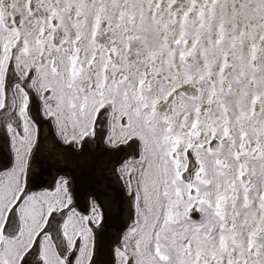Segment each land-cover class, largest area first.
Returning <instances> with one entry per match:
<instances>
[{
  "label": "snow or ice",
  "instance_id": "snow-or-ice-1",
  "mask_svg": "<svg viewBox=\"0 0 264 264\" xmlns=\"http://www.w3.org/2000/svg\"><path fill=\"white\" fill-rule=\"evenodd\" d=\"M0 152V264H264V0H0Z\"/></svg>",
  "mask_w": 264,
  "mask_h": 264
},
{
  "label": "bare ground",
  "instance_id": "bare-ground-1",
  "mask_svg": "<svg viewBox=\"0 0 264 264\" xmlns=\"http://www.w3.org/2000/svg\"><path fill=\"white\" fill-rule=\"evenodd\" d=\"M90 150H92V149H90ZM5 154H6L5 152H0V158H2ZM113 161H115V159L113 157H110V158H105L104 156L102 158L99 157V159H98L99 168H102L103 170L101 172L98 168V170L95 174V180L101 184H109L110 188L112 189V194L114 196H117V188L116 187L121 188V186L119 183H117L115 181L113 174L110 173L111 169L115 166V162H113ZM104 164H106L107 166L104 167ZM109 164H110V167L108 170H106V168L109 166ZM46 166H48V165L46 164ZM47 172H48V176L42 175V177L47 178V180L49 178L51 179L52 177H55L57 175V169L55 171H52V172H50V171H47ZM109 178L111 179V181L109 180ZM86 190H88V185H87V183L82 181L81 182V193H82L83 202H86V198L88 197V192H86L85 195L83 196V194ZM123 199L124 198H123L122 193H121L120 194V200H123ZM120 208L123 211L122 221H123V224H125L126 220H127V214H128V208H127L126 201L121 204ZM118 216H119L118 204H116L110 210V216H109L108 223H107L106 230H105V234H104V239L106 241L111 236H113L117 232V230L119 229L118 222H117ZM110 226H113L116 230L115 229L111 230L109 228Z\"/></svg>",
  "mask_w": 264,
  "mask_h": 264
},
{
  "label": "rangeland",
  "instance_id": "rangeland-1",
  "mask_svg": "<svg viewBox=\"0 0 264 264\" xmlns=\"http://www.w3.org/2000/svg\"><path fill=\"white\" fill-rule=\"evenodd\" d=\"M109 172V171H108ZM110 173L112 174V171H110ZM47 179V178H46ZM48 180H50V178L48 179ZM86 201H87V198H86ZM123 217V216H122Z\"/></svg>",
  "mask_w": 264,
  "mask_h": 264
},
{
  "label": "water",
  "instance_id": "water-1",
  "mask_svg": "<svg viewBox=\"0 0 264 264\" xmlns=\"http://www.w3.org/2000/svg\"><path fill=\"white\" fill-rule=\"evenodd\" d=\"M118 201H119V199H118ZM118 211H119V208H118ZM120 212V211H119ZM119 217V216H118ZM118 222V221H117Z\"/></svg>",
  "mask_w": 264,
  "mask_h": 264
}]
</instances>
